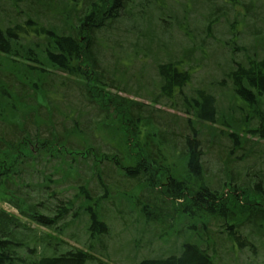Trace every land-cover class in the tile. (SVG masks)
Returning <instances> with one entry per match:
<instances>
[{
  "label": "trees",
  "instance_id": "trees-1",
  "mask_svg": "<svg viewBox=\"0 0 264 264\" xmlns=\"http://www.w3.org/2000/svg\"><path fill=\"white\" fill-rule=\"evenodd\" d=\"M6 1L10 10L0 7V201L15 213L0 209V264H111L96 256V244L105 250L108 213L125 187L137 188L134 206L147 221L165 220L171 208L189 224L190 238L176 254L138 264H220L218 241L264 244V45L259 55L237 48L247 56L233 61L226 77L234 100L244 102L230 104L227 119L211 93L185 94L190 51L153 60L155 88L133 96L148 104L131 97L129 83L146 79V64L160 49L154 26L163 36L176 22L159 3L152 24L148 1L139 15L132 10L136 0ZM228 1L241 13L235 8L241 1ZM248 1L240 8L243 20L233 21L243 27L250 18V29L259 26L252 36L263 43L264 18L254 6L264 10V0ZM205 2L209 24L202 32L210 35L226 9ZM128 32L135 39L124 43ZM160 107L175 116L164 117ZM209 158L217 176L209 175ZM73 225L83 226L89 244L63 251L61 235ZM214 232L222 237L212 239Z\"/></svg>",
  "mask_w": 264,
  "mask_h": 264
},
{
  "label": "rangeland",
  "instance_id": "rangeland-1",
  "mask_svg": "<svg viewBox=\"0 0 264 264\" xmlns=\"http://www.w3.org/2000/svg\"><path fill=\"white\" fill-rule=\"evenodd\" d=\"M205 1L206 0L135 1L132 7L133 14L139 15V12L142 11V2H147L145 7L148 8L145 13L152 14V24L155 22L156 15L154 16L153 14H157L156 5H158V3L164 10L168 9V11L174 14L176 22L173 24L172 28L168 29V31H170L165 32L166 34H163V36L157 26L151 25L152 28L154 26V36L156 37V42H158L157 46L160 49L146 64L147 68L144 70L146 79L136 78L133 79V82L129 83V87L133 88L131 92L132 96L130 95L132 98H137L133 97L136 95L135 91H142L140 94H144V92L149 94L155 88L157 80L154 61L162 62L167 60L168 57L174 58L175 56H179L181 52L186 55L190 51L189 58L191 60L187 62L186 64L188 65L185 66L192 74V77L188 88L184 90L185 94L190 96L192 92L197 89L211 93L216 97L219 113L222 115L227 114V119L228 117L233 118L232 115H229L230 104L239 106L242 105L244 101L241 99L234 100V94L231 92L232 89L226 75L236 68L233 65V61L244 62L247 56V52L243 55L242 52L239 53L240 51H238L237 48L240 46L248 50L254 48V51L259 55L264 41L263 43L262 41L257 43L258 40L256 41L255 37L252 36V30L259 29V26L256 25L257 27L250 29V18L245 19L246 23H243V27L241 23L233 21L234 16H236L238 20H243L240 14L243 13V16H245L246 13L242 12L240 8H242L241 5L247 4L249 2L248 0H239L242 4L239 6L236 5L235 8L241 13L235 11L237 15L233 11L234 7H232L228 0H211L214 2L215 6L225 8L226 14L222 18L220 17L218 23L211 28L210 35L202 32L209 24L208 21L204 23V20L209 16L208 14L210 12L209 5H207ZM20 5V8L26 12L27 1H23V4L20 3ZM0 7L5 10H10L9 2L6 0H0ZM11 12L14 14L13 10H11ZM254 12L264 18V10L261 8L260 3L255 4ZM2 14L3 12L0 11V15ZM24 18V15L18 17V22H21ZM52 20L56 22L53 18ZM42 22L47 24V21L44 19H42ZM230 24L233 25V28L230 27ZM178 26H181V28L184 26L183 28L186 30L180 32ZM129 27L130 23H126L124 26L127 30ZM263 28H260L261 37H264ZM184 33H186V35ZM134 39V34L130 32L123 36L124 43H131ZM20 42L22 44H29V42L23 40H20ZM256 45L259 47H255ZM108 54H110V52H107V56H109ZM248 54H250L249 51ZM143 60L146 61V59ZM12 65L16 67L15 64ZM140 67L141 64L136 62L135 70H139ZM1 69L2 66L0 65V70ZM124 96L130 98L129 94H124ZM39 100H37V102L35 101L36 105L40 103V106L44 107ZM134 100L143 104H148L146 100L141 98ZM155 108L157 109L159 106ZM160 109L164 112H168V115H164V117L172 118L169 115H174L172 111L167 108L160 107ZM218 128L223 129L220 125ZM103 137L106 142L110 143V138L107 137V135H103ZM119 141L120 137H117V143H119ZM179 161L180 159L176 160L177 163H179ZM182 168V164H177V170ZM217 169L218 167L214 164L213 159L209 158V175L217 176ZM111 182L112 183L108 182V184L111 186L112 184H116L118 186V183H114L113 180H111ZM119 183L122 184L121 181H119ZM122 189L125 195H119L122 197L116 196L114 199L117 209L113 207L112 211L108 213L109 219L106 222L109 226V232L101 239L105 250L101 249L99 244H96V256L107 257V260L111 262V264H138L143 259H154L176 254L181 243L190 238L189 224L186 223L187 219L183 216L180 217L184 219L175 218L178 214L174 213V210L171 208H168L163 213L167 215L166 218L162 217L165 218V220L149 222L135 209L134 202L137 188L131 191H125L130 190V187ZM0 209L7 213H15L8 205L3 204L1 201ZM151 215L154 216L155 214L152 213ZM153 218L156 219V217ZM32 226L33 225H31V227ZM207 229H209V231L217 230L211 225H208ZM40 232L45 231L41 230ZM72 234H74L73 237H71ZM217 235V232L211 234L212 239ZM218 237L221 238L222 235H218ZM61 239L65 244L61 247L63 251L70 248L86 249L89 244L88 236L83 226L76 227L73 225L69 229H66L61 235ZM216 246V259L220 264H264V244L259 243V241H252L251 243H247V246L240 248L231 247L230 244L223 241H218ZM40 251L41 248L38 252L40 253ZM60 252L62 251L60 250ZM86 264L93 263L87 262Z\"/></svg>",
  "mask_w": 264,
  "mask_h": 264
}]
</instances>
